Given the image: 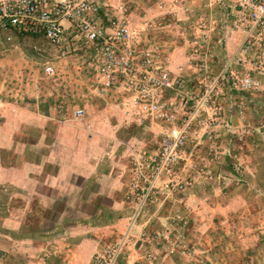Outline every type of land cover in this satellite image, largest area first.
I'll use <instances>...</instances> for the list:
<instances>
[{
    "label": "crops",
    "instance_id": "crops-1",
    "mask_svg": "<svg viewBox=\"0 0 264 264\" xmlns=\"http://www.w3.org/2000/svg\"><path fill=\"white\" fill-rule=\"evenodd\" d=\"M116 1L118 0H101L100 17L104 25L115 15L109 5ZM194 10L195 13H190V17L193 19L198 15L195 19L197 24L202 21L203 16H209L210 33L201 39L192 35L184 41L186 44L200 42L207 48L210 47L208 68L211 72L218 73L244 40L245 29L238 23L237 8L229 0H219L208 5L205 2L204 8ZM187 19L185 17L182 20ZM186 24L181 23L182 26ZM30 37H33V45L50 46L41 37ZM146 41L150 43L148 39ZM180 45H173V50L168 52L173 65L185 63L184 47ZM81 49L78 43L71 42L66 48L56 51L67 59L79 55V60L93 67L96 64L93 53ZM162 52L160 50L157 53L161 57L166 56ZM52 58L59 60L60 57ZM193 65L192 70H183V86L194 91V83L202 70L197 63ZM64 73L71 75L73 72ZM35 74L34 72L33 75ZM257 76L263 84L258 93L234 91L233 95L222 93L217 98L223 111L219 130L222 141H225V155L235 154L237 157L233 168H230L231 172L220 165L215 168L218 176L223 174L236 186H231V191H228L231 201L241 196L248 198L247 192L251 188L257 193L264 188V74ZM93 77L95 88L86 90L90 94L93 92V97L85 91L86 97L93 101L85 99L83 104L72 106V111H69L67 105L55 104L54 100L47 99L43 104L40 103L37 95H34L38 91L31 90V97H34L31 103L0 99V142L6 143H3L5 149L1 146L0 152V184H10L21 192L22 196L18 197L19 207H22V212L32 207L30 212L33 215L30 216L37 223L36 226L40 227L49 220L55 221L49 229H42L36 238L20 241L23 247L39 253L37 264L44 256L52 264H87L103 247L118 241L126 230L132 209L136 205L129 204L124 199L128 180L126 169L130 166L129 155H136V146L139 144L136 135L129 131L134 125L137 126L136 130L146 128L144 123L149 124V121L145 120L143 125L132 123V119L124 116L118 107L105 98L99 99L97 92L100 81L95 72ZM166 96H170V93L167 92ZM76 107H82L87 115L73 117ZM241 109L245 116L243 119L238 118L237 114ZM247 125L251 129L245 139L239 142L238 133ZM124 130L128 131L124 133ZM145 150L148 151L146 148ZM240 189H245L246 193L239 194L237 191ZM203 190L206 194L200 191V198L210 196L214 191L211 187ZM196 193L188 191L180 197L170 198L168 205L194 204L195 197H198ZM243 200H240L241 203L245 202ZM150 208L146 207L142 211L135 230L152 227L161 221L159 214L149 212ZM23 224L19 223V227L24 231L31 226V222ZM169 261L168 264H174L176 260L172 257Z\"/></svg>",
    "mask_w": 264,
    "mask_h": 264
},
{
    "label": "rangeland",
    "instance_id": "rangeland-1",
    "mask_svg": "<svg viewBox=\"0 0 264 264\" xmlns=\"http://www.w3.org/2000/svg\"><path fill=\"white\" fill-rule=\"evenodd\" d=\"M215 1L219 0H118L109 7L116 12L121 5L129 6L128 20L132 29L137 31L144 29L142 33L155 50L157 48V52L161 50L166 54L164 57L169 60L172 72L183 77V70H192L193 64L197 63L199 69L202 70V74L198 77L200 78L204 73L215 76L222 67L218 73L211 72L207 63L210 47L207 48L200 42L186 44L184 40L191 38L192 35H197L198 39H201L210 33L208 31L209 16H203L202 21L197 24L195 19L198 15L192 19L190 13H195L194 9L198 7L204 8L205 2L208 5L209 3L214 4ZM98 2L100 5L101 0ZM185 17L188 19L182 20ZM181 23L187 24L182 26ZM203 30L205 32H202ZM6 35L11 37L10 43L5 42ZM32 38L12 33L0 35V99L8 102L31 103L34 99L31 97V90L38 91L34 95H37L40 103L43 104L47 99L54 100L57 105H67L69 111H72V106L83 104L85 99L89 102L93 101L85 94L87 88L93 89L96 86L93 67L79 60V55L70 59L62 58L61 53L50 46L33 45ZM173 45L184 47V64L173 65L172 59L168 56V52L173 50ZM53 56L60 58L59 60L53 59ZM45 65L53 66L54 76H46L43 73ZM69 66L70 69H67ZM63 71L73 73L68 75L69 73ZM34 72L35 75H33ZM220 90L217 98L221 97L222 93L224 95L234 94L230 84L225 81L220 85ZM86 92L93 97V92L91 94L89 91ZM97 93L99 99L105 98L109 103L118 107L124 116L132 119V123L143 125L144 122H138L133 116H127L120 109L118 93L103 95L100 90ZM77 109L83 111L81 117L87 115L82 107H76L74 112ZM241 110L242 114L239 112L237 114L238 118L243 119L245 116L243 109ZM74 112L73 117H75ZM144 125L146 128L140 127L137 130L135 129L137 126L134 125L129 131L136 135L139 142L137 143L139 147L136 146L137 150H135L136 155L129 151L130 166L126 169L128 180L124 199L133 205L135 202L126 198L131 194L130 184L134 180L133 159L138 158L142 163L149 162L158 148V126L150 123H144ZM219 126L220 121L213 129L215 139L212 141L199 139L202 137V131L196 129L185 146L184 152L188 159L186 161L188 167L182 173V179L189 180L190 177L196 175V172L190 170L191 165H195L196 170L200 172L197 179H193L190 185L183 184L177 187L170 177H161L155 184L154 193L142 206L131 228L130 241L125 254L129 264H168L167 262H170L169 259L172 257L176 260L174 264L177 262L178 264H264V188L257 193L250 187L251 191L247 192L249 193L248 198L241 196L237 200H230L228 191H231V186L234 187L235 184L223 174L218 176L215 168L220 165L221 168L231 172L230 168H233L237 157L231 154V151V155L226 156L225 141H222ZM242 131L241 128L238 133L239 142L247 136L242 137ZM3 143L5 142H0V152L1 146L4 147L6 144L3 145ZM205 187H211L214 191L212 195L200 198L199 192H204ZM188 191L197 192L198 197H195L194 204L168 205V199L180 197L182 193ZM237 192L242 195L246 193L245 189ZM21 196V192L14 186L6 183L0 184V264H37L39 253H34L29 247H23L20 241L36 238L42 229H49L55 223L49 220L43 222L40 227L36 226L37 223L30 216L33 215V212H30L32 207L23 211L27 213L26 215L21 211L22 207L18 204V197ZM243 199L245 202L241 203L240 200ZM146 207H151L149 212L159 214L161 221L152 227L135 230L138 219ZM75 208L90 209L88 207ZM135 208L136 205L132 209L130 218ZM22 219L27 221H21ZM28 222H31V226L25 232L19 227V223L25 225ZM39 264H52V262H48V257L44 256Z\"/></svg>",
    "mask_w": 264,
    "mask_h": 264
},
{
    "label": "built area",
    "instance_id": "built-area-1",
    "mask_svg": "<svg viewBox=\"0 0 264 264\" xmlns=\"http://www.w3.org/2000/svg\"><path fill=\"white\" fill-rule=\"evenodd\" d=\"M229 1L237 8L238 23L245 29L244 40L217 75L204 73L197 78L193 91L183 86L182 75L172 72L169 60L146 43L144 29H132L129 6H119L104 25L98 0H0V35L41 37L56 49L78 43L82 51L94 55L93 68L100 81V92L118 93V106L127 116L158 126L155 155L144 163L133 159L134 180L126 198L135 202L136 208L127 230L116 243L95 253L87 264H129L125 254L131 228L154 193L157 181L170 177L175 186L181 187L198 178L200 172L191 165L190 170L196 175L182 179L188 167L185 146L196 129L202 131L199 139H215L213 129L223 112L217 102L223 81L236 92L256 94L262 90L257 74H264V0ZM4 40L10 43L11 37L6 35ZM43 73L54 76L53 66L45 65ZM167 92L170 96H166ZM82 115L81 109L74 112L77 118ZM249 130L247 125L242 137Z\"/></svg>",
    "mask_w": 264,
    "mask_h": 264
},
{
    "label": "trees",
    "instance_id": "trees-1",
    "mask_svg": "<svg viewBox=\"0 0 264 264\" xmlns=\"http://www.w3.org/2000/svg\"><path fill=\"white\" fill-rule=\"evenodd\" d=\"M15 35V34H14Z\"/></svg>",
    "mask_w": 264,
    "mask_h": 264
}]
</instances>
